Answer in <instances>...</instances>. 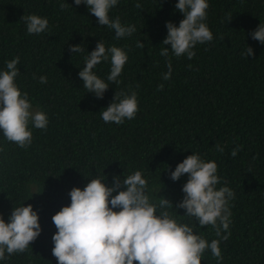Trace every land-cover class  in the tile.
<instances>
[{"label": "trees", "instance_id": "1", "mask_svg": "<svg viewBox=\"0 0 264 264\" xmlns=\"http://www.w3.org/2000/svg\"><path fill=\"white\" fill-rule=\"evenodd\" d=\"M177 2L118 0L110 19L119 17L135 31L117 38L74 0H0V71L19 56L16 83L49 120L46 130L29 125L32 143L27 148L7 141L0 131V214L8 222L13 208L31 204L42 228L25 252L5 253L0 264H57L52 216L70 204V190L83 189L103 174L111 186L115 177L122 180L138 170L147 180L151 203L168 199L174 207L164 210L178 223L194 226V233L209 243L219 239L211 226L201 227L185 209L175 208L188 177L174 182L170 172L192 153L215 161L217 189L227 186L235 194L229 201L231 235L220 241L219 264H264V45L251 36L264 23V0H208L205 22L213 40L197 44L191 60L175 57L170 45L162 44L166 22L179 26L184 18ZM60 3L67 6L61 9ZM30 14L48 19L44 33L27 34L21 17ZM99 41L128 55L118 82H109L102 99L88 93L79 77ZM77 44L85 50L71 53L69 47ZM247 46L254 55L242 54ZM165 47L169 57L160 55ZM169 58L172 74L164 80ZM110 69L109 57L94 71L107 82ZM41 76H47L46 84L39 82ZM131 91L138 95L136 117L120 125L105 123L102 109L116 92ZM216 144L224 151H217ZM201 264H218L210 249Z\"/></svg>", "mask_w": 264, "mask_h": 264}, {"label": "clouds", "instance_id": "2", "mask_svg": "<svg viewBox=\"0 0 264 264\" xmlns=\"http://www.w3.org/2000/svg\"><path fill=\"white\" fill-rule=\"evenodd\" d=\"M74 3L86 5L98 24L113 29L117 38L130 36L135 31L134 25H123L119 17L110 19V10L118 0H74ZM66 6L60 3L61 9ZM135 6L140 8L141 4L137 2ZM209 7L208 0H178L175 4L184 18L179 26L166 22L167 36L162 41L163 45H170L175 57L186 55L191 60L197 44L213 40V33L205 22ZM21 19L26 24L27 34H41L48 28L46 17L30 14ZM251 36L264 45V23H260ZM143 46L137 43V47ZM84 50L80 44L69 47L74 54ZM242 54L246 57L254 55V51L247 46ZM160 55L169 57V48H162ZM109 57L111 69L106 82L94 68ZM127 60L128 55L122 48L114 45L106 48L99 41L85 57V66L79 72L83 88L102 99L109 82H118ZM19 62L17 56L6 62V70L0 71V131L7 141L27 148L32 143L29 125L46 130L49 120L46 113L33 108L28 93L22 92L17 85ZM167 68L162 74L164 80L171 78V58L167 60ZM39 82L46 84L47 76H41ZM163 88V84L158 85V90ZM138 111L135 91L130 94L116 92L113 101L102 109L101 118L105 123L120 125L126 119H134ZM215 147L219 152L224 151L220 144ZM239 150V147L234 148L231 156L235 157ZM217 172L215 161H205L198 153H192L170 172V179L175 182L187 175L182 187L183 199L175 208L185 209V215L193 217L199 226H211L219 239L209 243L203 235L194 233V226L178 223L164 210L174 207L168 199H160L159 205L151 203L146 193L147 180L138 170L122 180L115 177L111 186L103 182L106 179L103 174L91 179L83 189L73 187L69 192L70 204L52 216L57 229L52 236V255L57 264H201L203 254L210 249L219 264L223 260L220 241L228 240L231 235L228 231L232 222L229 201L235 194L227 186L217 189L220 182ZM41 232L39 215L31 204L13 208L8 222L0 214V260L6 258L5 253L11 256L25 252Z\"/></svg>", "mask_w": 264, "mask_h": 264}]
</instances>
